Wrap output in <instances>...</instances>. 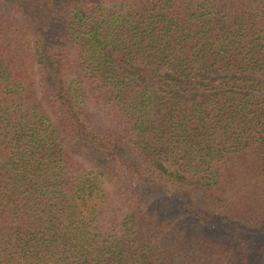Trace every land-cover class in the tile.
<instances>
[{"label": "trees", "instance_id": "obj_1", "mask_svg": "<svg viewBox=\"0 0 264 264\" xmlns=\"http://www.w3.org/2000/svg\"><path fill=\"white\" fill-rule=\"evenodd\" d=\"M0 264H264V0H0Z\"/></svg>", "mask_w": 264, "mask_h": 264}, {"label": "rangeland", "instance_id": "obj_2", "mask_svg": "<svg viewBox=\"0 0 264 264\" xmlns=\"http://www.w3.org/2000/svg\"><path fill=\"white\" fill-rule=\"evenodd\" d=\"M151 196V195H150ZM157 201H159V205L158 207H173L172 205L168 204V205H164V201L161 198H158ZM176 207V206H175ZM190 219V218H189ZM189 219H185L187 222H191Z\"/></svg>", "mask_w": 264, "mask_h": 264}]
</instances>
